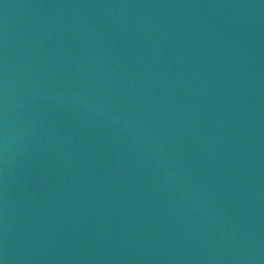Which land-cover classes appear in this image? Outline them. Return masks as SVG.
I'll return each mask as SVG.
<instances>
[{
	"label": "water",
	"instance_id": "obj_1",
	"mask_svg": "<svg viewBox=\"0 0 264 264\" xmlns=\"http://www.w3.org/2000/svg\"><path fill=\"white\" fill-rule=\"evenodd\" d=\"M0 264H264V0H0Z\"/></svg>",
	"mask_w": 264,
	"mask_h": 264
}]
</instances>
